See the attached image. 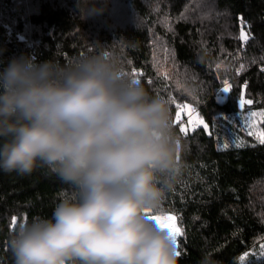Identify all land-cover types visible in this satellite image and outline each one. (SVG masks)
<instances>
[{
	"label": "trees",
	"instance_id": "16d2710c",
	"mask_svg": "<svg viewBox=\"0 0 264 264\" xmlns=\"http://www.w3.org/2000/svg\"><path fill=\"white\" fill-rule=\"evenodd\" d=\"M98 46L169 101L181 171L162 209L182 230L178 264H261L243 255L264 240V144L239 115L264 112V0H107V11L86 21L77 0H0V71L21 56L66 65ZM179 105L197 108L208 128L182 132ZM70 192L46 166L0 171V264H14L17 224L50 217Z\"/></svg>",
	"mask_w": 264,
	"mask_h": 264
},
{
	"label": "clouds",
	"instance_id": "9594fccd",
	"mask_svg": "<svg viewBox=\"0 0 264 264\" xmlns=\"http://www.w3.org/2000/svg\"><path fill=\"white\" fill-rule=\"evenodd\" d=\"M82 21L103 4L77 0ZM169 101L152 96L98 46L61 65L13 58L0 71V171L46 166L70 186L50 217L11 233L14 264H178L162 216L178 178Z\"/></svg>",
	"mask_w": 264,
	"mask_h": 264
},
{
	"label": "rangeland",
	"instance_id": "374dc122",
	"mask_svg": "<svg viewBox=\"0 0 264 264\" xmlns=\"http://www.w3.org/2000/svg\"><path fill=\"white\" fill-rule=\"evenodd\" d=\"M241 37H242V46L244 47L243 44H244L245 41H247V38H246L244 32H242ZM226 87H227V88H230L229 83H226V84L224 85V87L221 88V89L217 92V93L220 94V95H222V94L224 95L223 97H220V98L218 99V101H220V102H223V101L225 100L226 96H227V95H226L227 92H224V91H223V89L226 88ZM218 96H219V95H218ZM186 107H187V106H186ZM187 110L189 111L190 108L187 107ZM258 113H259V112H258ZM191 121H194V120L191 119ZM239 121H240V124L242 125L243 128H245L246 130H250L255 136H257L256 134H258L260 131H262V129H261L262 119H261L260 117L251 118V117H250V113H244V114L239 115ZM253 124H255V127L252 126ZM224 138H225L226 140L231 141V143H234V142L237 141L236 138H234L233 136H230V135H224ZM174 221H175V220H174ZM174 221H172V222L175 224ZM177 237L179 238V235H178ZM178 241H179V240H178ZM262 246H264V240H263V241H260V243H258L256 249H251L248 253H245V254L243 255V257H244L245 259H247L248 256H251V255H252V256H254V259H255L256 261H259V262H261V264H264V255L261 254V248H262Z\"/></svg>",
	"mask_w": 264,
	"mask_h": 264
},
{
	"label": "snow or ice",
	"instance_id": "6c2138e0",
	"mask_svg": "<svg viewBox=\"0 0 264 264\" xmlns=\"http://www.w3.org/2000/svg\"><path fill=\"white\" fill-rule=\"evenodd\" d=\"M224 92H229V88H224L223 89ZM245 102L243 101V99L240 101L241 106L244 104ZM247 103H252V101H247ZM192 112H189V116L191 117ZM250 117L251 118H256V117H260L261 119H264V112H251L250 113ZM197 121L199 122V124L203 125L204 128H208V125L206 123H204L203 120H201L199 118V116H197ZM253 127H255V124L252 125ZM181 131H185L183 128H181ZM253 134V133H250ZM257 135V139L259 140V142L261 144H264V131H260ZM237 147H240L241 145L237 144ZM225 148L228 147L227 144L224 145ZM154 219H156L157 221H163L164 223L162 224V226L164 227H169L172 231V235L173 238L177 241V236L181 234V229H179L176 224L172 223V221H174L176 219V217L172 214H168V215H162V216H157V217H153ZM261 254L264 255V246H262L261 248ZM177 255H180L179 252H177Z\"/></svg>",
	"mask_w": 264,
	"mask_h": 264
},
{
	"label": "built area",
	"instance_id": "2783aa9c",
	"mask_svg": "<svg viewBox=\"0 0 264 264\" xmlns=\"http://www.w3.org/2000/svg\"><path fill=\"white\" fill-rule=\"evenodd\" d=\"M246 44L247 43L245 41L243 45L246 46ZM179 108L183 113V116L179 120V127L180 129L183 128L185 130L183 131L184 133H190L201 125L197 121V116H199V118L204 121L203 115L197 108H190L189 111L187 110V107L185 105H179ZM190 111L192 112L191 117L189 116ZM191 119H193L194 121H191ZM176 244H178V242H176Z\"/></svg>",
	"mask_w": 264,
	"mask_h": 264
}]
</instances>
